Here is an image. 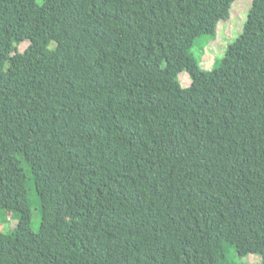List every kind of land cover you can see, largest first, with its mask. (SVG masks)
<instances>
[{
  "label": "trees",
  "instance_id": "16d2710c",
  "mask_svg": "<svg viewBox=\"0 0 264 264\" xmlns=\"http://www.w3.org/2000/svg\"><path fill=\"white\" fill-rule=\"evenodd\" d=\"M233 1L0 0V264H264V0L192 51Z\"/></svg>",
  "mask_w": 264,
  "mask_h": 264
},
{
  "label": "rangeland",
  "instance_id": "374dc122",
  "mask_svg": "<svg viewBox=\"0 0 264 264\" xmlns=\"http://www.w3.org/2000/svg\"><path fill=\"white\" fill-rule=\"evenodd\" d=\"M252 0H234L231 5L230 17L226 20H220L213 35L204 34L196 39L192 51L204 70H211L225 56L228 46L238 38L244 31ZM40 4L50 9L54 8V0H38ZM47 9V8H46ZM47 9V10H50ZM29 45V41H24L19 45L20 50L24 51ZM44 68L48 73L53 72V67L48 61H43ZM180 81L183 87L191 84L189 73L184 70L180 73ZM0 223L3 231L9 230L11 225L18 222L19 215H8ZM41 221V209L34 205V218L32 226L35 230L39 229ZM230 256L238 262L246 264H261L262 258L251 253L245 256H238L236 252L230 253Z\"/></svg>",
  "mask_w": 264,
  "mask_h": 264
}]
</instances>
